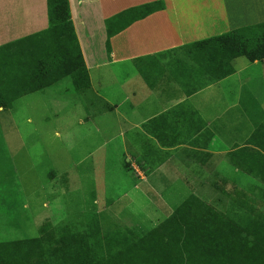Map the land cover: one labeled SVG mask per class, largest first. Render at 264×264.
<instances>
[{
	"label": "crops",
	"instance_id": "0c3cea01",
	"mask_svg": "<svg viewBox=\"0 0 264 264\" xmlns=\"http://www.w3.org/2000/svg\"><path fill=\"white\" fill-rule=\"evenodd\" d=\"M155 1H162L163 8L110 37L108 56L106 20ZM68 5L89 86L75 88L64 72L42 85L54 62L37 57L26 64L41 88L18 99L36 94L43 108L54 110L56 121L68 125L73 114H83L74 94L88 91L101 98L113 115H103L93 131L100 146H130V153H123L125 169L139 180L131 192L211 193L202 191L211 187L210 179L233 175V152L246 146L255 124L264 119L257 118L264 116V58L236 57L230 61L233 71L218 77L201 68L198 50L190 44L264 22V0H68ZM48 28L47 0H0V46L24 39V46H34L38 55ZM182 52L195 61V68H184ZM240 57L246 62L235 63ZM257 66L258 85L235 78ZM11 106L1 107L0 115ZM87 121L88 116L78 119ZM74 168L53 172L70 178ZM41 196V190L27 192L0 136V264H48L38 233L37 212L42 211L37 205L42 210L47 206ZM28 224L35 234H27Z\"/></svg>",
	"mask_w": 264,
	"mask_h": 264
},
{
	"label": "rangeland",
	"instance_id": "374dc122",
	"mask_svg": "<svg viewBox=\"0 0 264 264\" xmlns=\"http://www.w3.org/2000/svg\"><path fill=\"white\" fill-rule=\"evenodd\" d=\"M182 54L184 57L180 61L184 68L189 71L195 68V61L189 54ZM243 61L246 62L240 57L235 63ZM157 65L162 64L159 62ZM259 76L257 66L256 71L251 73V69H247L235 78L258 85ZM73 101L80 103L83 114H73L72 123L68 125L56 121L54 110L43 108L42 99L36 94L17 99L8 112L0 115V136L4 137L14 156L27 192L41 190V197L47 205L43 210L42 206L37 205L39 211H42L37 212L40 219L38 225L44 228L48 225L43 233L45 240H54L58 232L63 230L71 234L88 235L91 229L97 227L100 235L116 233L118 237H128L131 242L162 225L191 197L199 200H193L196 205L203 204L201 207H211L218 211L239 228L243 235L250 232L252 240L257 243L264 238V232L259 228L264 224V182L253 169L248 167L246 171L244 167L242 169L233 163V175L210 179L211 187L202 190L211 193L145 195L142 194V188L131 192L130 186L139 180L131 178L132 173L125 169L127 157L123 153H130V146H100L93 131V126L101 125L103 115H113V110L108 109L101 98L88 91L74 94ZM83 115L90 117L91 121L78 123V119L84 118ZM263 125L264 119L255 124L251 136L258 126ZM65 126L67 132L72 134L71 139L65 136ZM250 147L263 153L256 146ZM73 164L75 168L70 178L64 174L57 177L53 172L65 170ZM240 165L244 166L243 163ZM199 210L203 209L194 208L193 218L185 221L184 225L189 227V231H194V220H199L194 215ZM256 221L259 223L255 226ZM174 228L179 230L178 226L171 227L163 234V238L166 239L169 233L174 234ZM31 232L35 234L33 228L28 227L27 234ZM161 236V233L156 236L159 241ZM95 239L94 236L90 238L92 245H95ZM233 239L234 246L246 248L247 240L241 241L238 237Z\"/></svg>",
	"mask_w": 264,
	"mask_h": 264
},
{
	"label": "trees",
	"instance_id": "16d2710c",
	"mask_svg": "<svg viewBox=\"0 0 264 264\" xmlns=\"http://www.w3.org/2000/svg\"><path fill=\"white\" fill-rule=\"evenodd\" d=\"M163 6L162 1L146 3L107 19V55L111 53V36ZM47 12L49 28L41 35L44 42L39 47L38 55L34 46H24V39L0 46V108L10 107L18 97L41 88L35 85V75L28 74L30 66L26 64L27 60L37 57L47 58L50 65L54 62L45 79L48 82L42 85L57 79L60 76L57 73L64 72L70 75L75 88L85 89L89 86L70 18L68 0H47ZM190 46L197 48L201 68L220 77L233 71L230 61L236 57L244 56L249 61L264 58V22L237 28ZM250 138L246 146L233 152L232 161L246 171L248 167L253 169L264 182V125L258 126ZM250 146L258 147L263 153ZM255 162L256 165H253ZM193 200L196 199L191 197L186 200L176 214L169 216L162 225L131 242L128 237H118L116 233L100 235L97 227L91 229L88 235L71 234L63 230L58 232L54 240H45L43 233L48 225L46 228L39 226L38 233L48 264H264V238L257 243L252 240L250 232L243 235L218 211L201 207L203 204L196 205L199 200L195 203ZM197 207L203 210L194 215L199 220H194V231H189V227L184 224L187 218H193V209ZM258 223L256 221L254 225ZM170 226H178L179 230L174 228V234L169 233L164 239L163 234ZM259 228L264 232V224ZM159 233L162 234L160 241L156 237ZM92 236L96 237L95 245L91 244ZM234 237L241 241L247 240L246 248L234 246Z\"/></svg>",
	"mask_w": 264,
	"mask_h": 264
}]
</instances>
